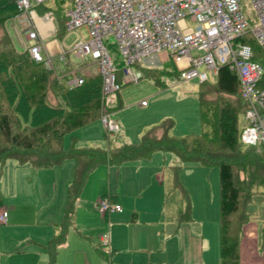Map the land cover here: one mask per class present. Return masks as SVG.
Instances as JSON below:
<instances>
[{
	"label": "trees",
	"instance_id": "trees-1",
	"mask_svg": "<svg viewBox=\"0 0 264 264\" xmlns=\"http://www.w3.org/2000/svg\"><path fill=\"white\" fill-rule=\"evenodd\" d=\"M15 1L0 0V167L8 159L27 163L35 169L52 168L65 160L74 161L58 233L43 246L48 255L47 264H55L57 248L66 239L75 201L88 174L98 165L117 167L148 158L155 151L172 153L183 163L217 167L219 264H240L241 231L251 214L243 211V207L251 201L256 187L261 186L264 194V148L244 146L239 141L238 117L246 104L240 96L236 74L222 66L214 83H198L202 128L199 133L182 137L170 134L174 123L168 119L145 130L135 143L111 145L106 136L105 149L79 146V140L72 133L100 118L101 79L98 75L85 77L80 86L67 88L41 63L31 60L26 50L17 51L3 28L5 20L18 13ZM56 15L61 24L62 17ZM248 36L252 37L247 33L238 42L248 45ZM260 47L262 55L252 56L264 70V46ZM171 65L174 69L168 71L169 76H177V70ZM135 67L152 77L160 73L157 66L136 64ZM206 84L213 88L210 93L203 87ZM258 86L264 90V71ZM49 92L55 98L54 104L48 101ZM67 135L70 144L64 148L62 141ZM246 169L251 172L244 176ZM179 171V166L173 167L172 187L181 190L186 198ZM188 215L186 207L178 222L185 221ZM262 238L264 240V236Z\"/></svg>",
	"mask_w": 264,
	"mask_h": 264
},
{
	"label": "rangeland",
	"instance_id": "rangeland-1",
	"mask_svg": "<svg viewBox=\"0 0 264 264\" xmlns=\"http://www.w3.org/2000/svg\"><path fill=\"white\" fill-rule=\"evenodd\" d=\"M55 1L44 0L42 5L53 11L64 6H68V8L72 6L71 0H58L57 4H55ZM32 5L34 4L32 3ZM240 5L250 27L255 25L256 17L249 0H240ZM188 25L193 26V23L188 22ZM87 33L84 27L75 29L72 32H68L63 27L60 40L65 47L66 58L69 62L68 68L80 69L85 75L94 76L97 75V65L89 60L77 57L69 50L77 38L78 40L87 41ZM251 38L248 36L247 43L251 47L252 54L262 55V47L257 45ZM106 43L118 70L116 76L120 84L117 95L120 104L116 101L113 108L106 111L120 126V132L108 136L111 145L118 144L119 135L124 141L135 143L140 139V134L146 129L159 125L162 121L168 119L174 123L170 134L182 137L189 133H199L201 131L197 100L199 84L196 79L181 81L177 76H169L168 71L174 69L171 63L165 60L161 61L159 56L155 55L151 58H144L139 64L141 66L157 65L160 68V73L156 77L148 76L142 72V78H140L138 83H124L121 79V69L123 67L121 57L116 47L112 45L113 38L111 36L107 37ZM17 47L19 46L17 45ZM133 70H136L135 67ZM200 70H203V68L200 67ZM153 72L155 71L153 70ZM208 79L209 83H214L216 77L208 74ZM203 87L208 93L213 89L209 84L203 85ZM47 98L50 103H55V98L50 92ZM208 98H211V96ZM142 101L145 103L144 107L139 106ZM118 104L119 106H117ZM243 121V114H240L238 117V129L240 130ZM72 135L80 140L79 143L82 146H96L102 149L107 147V134L100 118L74 131ZM62 142L63 147L67 148L70 144V136H65ZM16 163V161L6 162L2 169L0 174V188L1 185L3 187V191L0 190L1 199H3L4 193L10 197L9 181L13 177L14 170L16 171ZM171 165L180 167L179 178L187 196L189 195L187 191L189 187L199 189L201 187L198 186L199 184H203V187L205 186L209 197L208 210L212 208L215 214L218 193V170L215 166L204 167L183 163L171 153L161 152L154 153L148 161H129L118 168L101 164L95 167L88 175V182L83 187L80 201L75 205L76 208L71 218L72 226L66 235V237L68 236L66 244L57 250L55 264H105L94 251L98 238L108 244L107 222L97 211L96 203L98 202H96V198L101 197L100 195L108 194L109 189L111 192L116 190V194L121 190L123 191V196L129 197L124 198V202L132 206L133 210H139L142 218H144V213L146 214L150 207H148L149 204L147 202L137 200L139 198L137 194H143L145 197L151 194V191L143 192L151 184V181L152 184H157L155 176L151 179L153 170H157V176L161 177L164 186L171 175L169 170L172 167ZM73 166V160H65L57 168H54L55 170L53 171L55 172L52 174L39 170L37 174H28L30 180H27L25 186L22 187L24 192H20L24 194L19 196L18 203L14 206L21 207V209L28 212V215L26 213V215L20 216L19 221H15L14 225L8 227H6L7 224L5 223L0 225V242L7 248L0 257V264H45L47 255L40 246L45 244L52 231V226L46 224L47 216L55 218L57 214L60 219L66 204L64 187L65 184L68 185L71 181ZM30 170L27 171L30 172ZM31 171L34 173L36 170ZM248 172H251L250 169L244 171V176ZM241 176L243 174H239V177ZM116 180L118 186H116ZM157 180L159 181V179ZM54 182L57 183L55 193L51 188ZM262 190L261 186L256 187L251 197V202L248 204V211L251 212L248 222L256 227V232L258 235L260 234V238L264 236V194ZM175 199L178 200L184 211L186 202H184L185 204L181 203L178 197H175ZM5 200L6 198L3 201L7 208L4 207V209L9 214L11 209L5 203ZM116 205L121 211L123 206ZM167 206L168 204L165 205V209L168 210ZM170 208L174 210L175 206L169 204ZM110 213L109 215H111ZM216 216L214 223L218 222V212ZM34 220L36 221L34 222ZM215 227L216 224L212 226V235H214ZM207 229L209 230V226ZM210 248H212V253L210 252L209 256L207 255V264H219L217 251L213 248L211 241Z\"/></svg>",
	"mask_w": 264,
	"mask_h": 264
},
{
	"label": "built area",
	"instance_id": "built-area-1",
	"mask_svg": "<svg viewBox=\"0 0 264 264\" xmlns=\"http://www.w3.org/2000/svg\"><path fill=\"white\" fill-rule=\"evenodd\" d=\"M43 2L16 0L15 7L18 13H30L34 5ZM249 2L256 17L251 27L240 0H71V8L64 13V27L68 32L86 28L88 40L77 38L69 50L97 65L100 119L107 136L119 132L118 122L106 113L116 104L120 89L118 70L106 43L111 36L121 57L124 83H138L142 73L135 65L160 54L174 65L181 81H209L208 74L216 77L222 66L233 71L246 104L239 141L244 146L264 148V90L258 86L264 70L253 60L251 47L238 42L250 33L258 45L264 46V0ZM25 37L31 42L26 48L31 60L41 63L56 80L67 88L84 82L86 75L80 69L68 68L66 51L51 55L43 50L34 29H26ZM96 208L100 215L120 210L106 197L98 201ZM7 216V211L0 208V224L6 223ZM101 242L105 245L104 240Z\"/></svg>",
	"mask_w": 264,
	"mask_h": 264
},
{
	"label": "crops",
	"instance_id": "crops-1",
	"mask_svg": "<svg viewBox=\"0 0 264 264\" xmlns=\"http://www.w3.org/2000/svg\"><path fill=\"white\" fill-rule=\"evenodd\" d=\"M57 1L58 0L55 1V4H57ZM67 8L68 6H64L63 8H57V10L53 11L49 10L44 5H34L31 9L32 12L17 13L15 16L5 20L3 23V28L17 51H24L31 44V42L27 41L25 37V30L31 28L37 32L38 38L42 43V49L51 55H57L59 52L63 50L65 51V47L62 45L60 37L64 27V13ZM57 13L63 19L61 24L57 20ZM17 45L20 48L17 47ZM158 56L161 61L165 60L170 62L166 59L164 54H160ZM90 76L93 75H86V77ZM117 101L120 104L118 98ZM143 133L140 134V137ZM120 136L121 135H119L118 144L133 143L124 141ZM78 145L82 146L79 142ZM158 152L169 153L155 151L151 154V156ZM151 156H149L147 159L141 160L148 161L150 160ZM9 161L15 162V160L8 159L5 161V163ZM5 163L0 167V174L3 167L5 166ZM16 164V171L14 170L13 177L9 181L11 186V188L9 186L10 197L7 196L6 193L3 195V199L6 198L5 203L9 205V208L11 209L5 223L7 224L6 227L14 225L16 223L15 221H19L20 216L26 215V213L28 215V212L21 209V207H14L18 203L19 196L24 194L20 193L24 192L22 187L25 186V182L27 180H30L28 174H37L38 170L50 172L49 174H52L55 172L53 171L55 170L54 168L59 166L35 169L27 163L19 164L17 162ZM119 166H117V168ZM173 167L175 166H172L169 169L171 175L168 177L169 179L166 181L164 186L162 184L161 177L157 176V170H153L151 179H153L155 176L157 184H152L151 181V184H149V186L143 192L145 193L151 191V194L147 197L143 196V194H137L139 197L137 200H143L147 202L149 204L148 207H150L146 214L144 213V218H142L141 212L139 210H133L132 206H129L124 202V198L129 197L123 196V191L121 190L118 194H116V190L115 192H111L109 189L108 194H103L100 195L101 197L96 198V202H98V200L101 198L106 197L111 202L119 204L121 207L123 206L121 211L111 212V215H109V213L101 215V217L103 216L104 220L107 222L108 244L103 245L101 239L98 238L97 244L94 247V251H96L97 256L102 262L105 264H207V255L209 256V253H212L210 241L213 243V248L217 251L219 260L218 222L214 223L216 220L215 216L218 212V193L216 204L217 208L216 213L214 214V210H212V208L211 210H208L207 204L209 197L207 195L205 186L203 187V184L198 185L201 186L199 189L187 187L189 195L186 198L184 197V194L181 190L173 189L171 182L173 177ZM30 169L36 171L33 173ZM27 170H30V172ZM157 179H159V181ZM86 182H88V180H86ZM86 182L84 186H86ZM69 184H65L64 187L66 201ZM117 184L118 183L116 180V186H118ZM2 188L3 187L1 185L0 190H2ZM51 188L55 193L57 189V183L54 182ZM80 195L75 201V205L80 201ZM134 197H136V195H134ZM175 197H178V199L181 200V203L186 202L185 208L187 207L189 211L187 219L183 222H178V218L180 215L182 216L183 213H185V209L184 211L182 210L178 200H176ZM3 199L0 198V208H7V206L4 205ZM250 202L251 201L244 205L243 211L249 212L248 204ZM166 204H168V210L165 209ZM169 204H173L175 206L174 210L172 208L169 209ZM209 213H211V215H209ZM62 216L63 212L60 216V219L57 214L55 215V218L52 216H47L48 220L46 221V224H50L52 226V231L45 244L40 246L44 252L45 250L43 246L46 245V243L58 233ZM35 221L36 220H34V222ZM215 224L216 227L214 235H216V237L212 235V226ZM207 225L209 226V230L207 229ZM255 228L256 227H254L252 223L248 221L242 227L239 243L240 264H264V240L263 238H260V234H257ZM67 237L64 243L61 244L57 250L65 246ZM5 250H7L6 246L0 242V257L2 253L5 252ZM47 261L48 255L45 264H47Z\"/></svg>",
	"mask_w": 264,
	"mask_h": 264
}]
</instances>
